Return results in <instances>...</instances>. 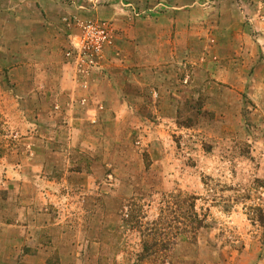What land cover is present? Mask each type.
Here are the masks:
<instances>
[{"label":"rangeland","instance_id":"obj_1","mask_svg":"<svg viewBox=\"0 0 264 264\" xmlns=\"http://www.w3.org/2000/svg\"><path fill=\"white\" fill-rule=\"evenodd\" d=\"M208 6L170 10L163 77L94 127L64 92L21 102L0 54V264H264V0ZM75 13L97 18L59 13V65ZM186 195L207 226L139 260L153 223L181 231Z\"/></svg>","mask_w":264,"mask_h":264},{"label":"crops","instance_id":"obj_2","mask_svg":"<svg viewBox=\"0 0 264 264\" xmlns=\"http://www.w3.org/2000/svg\"><path fill=\"white\" fill-rule=\"evenodd\" d=\"M194 2L197 5L186 9V0H109L104 4H97L96 0H0V54L5 62L2 67L8 69L12 84L19 79H13V74L22 80L15 84L23 91L18 95L21 102L23 97L24 101L43 104L53 93L64 92L73 105L74 128L79 102L85 105L83 116L94 127L95 122L102 121L106 112L103 110L108 106L107 111L111 112L129 110L128 105L139 98L146 84L163 77L160 70L167 64L171 45L169 12L177 8L176 20L180 23L187 13L196 20L212 8L208 6L211 0ZM83 10L109 21L116 32L114 44L106 47L103 66L80 85L71 65L58 63L57 18L62 11ZM145 75L150 79L146 84Z\"/></svg>","mask_w":264,"mask_h":264},{"label":"built area","instance_id":"obj_3","mask_svg":"<svg viewBox=\"0 0 264 264\" xmlns=\"http://www.w3.org/2000/svg\"><path fill=\"white\" fill-rule=\"evenodd\" d=\"M65 20L71 29L66 61L73 68L75 81L84 85L86 78L103 66L106 47L114 44V28L109 21L78 13Z\"/></svg>","mask_w":264,"mask_h":264},{"label":"trees","instance_id":"obj_4","mask_svg":"<svg viewBox=\"0 0 264 264\" xmlns=\"http://www.w3.org/2000/svg\"><path fill=\"white\" fill-rule=\"evenodd\" d=\"M197 199L198 197L195 195L185 196V211H182L183 221H181L184 226L178 233H174L172 231L171 221L170 224L166 225L167 227L159 226L160 224H166L163 221H159L153 223V227L147 229L146 232L148 233L144 235L154 236L155 238H153L152 242L145 240V243H143L141 251L138 254L139 260H144L152 257L159 258L161 255H164L167 251L170 250L173 243V238H175L177 234L185 232L191 234V236L195 238L199 231L207 226L206 215L202 214L201 216V214H199L196 210ZM137 223H139L140 225L141 222L137 221ZM156 235L161 237L162 241L157 240Z\"/></svg>","mask_w":264,"mask_h":264}]
</instances>
